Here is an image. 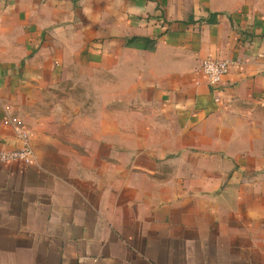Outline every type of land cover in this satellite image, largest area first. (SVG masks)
<instances>
[{"label": "crops", "instance_id": "obj_1", "mask_svg": "<svg viewBox=\"0 0 264 264\" xmlns=\"http://www.w3.org/2000/svg\"><path fill=\"white\" fill-rule=\"evenodd\" d=\"M224 59L215 103L200 67ZM18 131L0 264H264L251 0H0V155Z\"/></svg>", "mask_w": 264, "mask_h": 264}, {"label": "built area", "instance_id": "obj_2", "mask_svg": "<svg viewBox=\"0 0 264 264\" xmlns=\"http://www.w3.org/2000/svg\"><path fill=\"white\" fill-rule=\"evenodd\" d=\"M238 62L231 60H204L201 63L200 71L204 77L206 85L209 87L215 103L220 102L219 85L222 79L229 73L230 68L237 66ZM24 146L11 153H2L0 159L2 161H22L24 163H31L33 160V152L26 141V134L18 131Z\"/></svg>", "mask_w": 264, "mask_h": 264}, {"label": "rangeland", "instance_id": "obj_3", "mask_svg": "<svg viewBox=\"0 0 264 264\" xmlns=\"http://www.w3.org/2000/svg\"><path fill=\"white\" fill-rule=\"evenodd\" d=\"M257 7H258V9L260 10V13L262 14V15H264V0H251ZM61 93L60 92H58V93H54V96H53V101H60L61 100ZM63 96H65L66 97V94L65 95H63ZM72 98H73V100H75L74 98H81V99H83V97L81 96V95H77V94H74L73 96H72ZM91 98H92V96H90V102L92 101L91 100ZM77 100V99H76ZM75 100V101H76ZM71 111V110H70ZM39 113H44V112H46L45 110H40V111H38ZM88 112H90V111H88Z\"/></svg>", "mask_w": 264, "mask_h": 264}]
</instances>
